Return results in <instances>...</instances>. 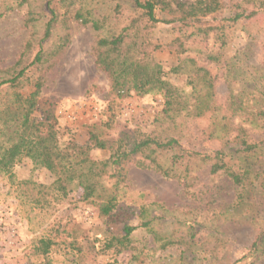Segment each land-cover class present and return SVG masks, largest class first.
Returning <instances> with one entry per match:
<instances>
[{
	"label": "trees",
	"instance_id": "1",
	"mask_svg": "<svg viewBox=\"0 0 264 264\" xmlns=\"http://www.w3.org/2000/svg\"><path fill=\"white\" fill-rule=\"evenodd\" d=\"M20 11L27 38L15 62L0 68V176L11 175L27 160L54 176L51 190L60 198L79 189L81 200L104 220L101 255L127 253L128 264H158L157 254H164V264H188L196 229L205 226L194 211L158 203L127 210L119 206L121 191L130 166L177 181L186 194L203 170L241 189L239 203L246 184L255 182L264 190V169L244 165L247 159L264 160V73H246L225 58L233 32L264 14V0H0V20ZM159 25L168 27L166 43L153 39ZM71 26L96 33L93 64L108 79L115 99L99 122L87 127L83 145H60L52 105L38 107L47 71L71 43ZM166 46L176 56L170 72L185 77L184 88L170 83L154 59ZM234 81L241 88L232 92ZM132 95L160 96L154 130H123L113 138L118 101ZM92 150L106 151L108 157L95 160ZM229 211L210 219L217 245H223L219 227L231 220ZM134 216L139 224L129 223ZM164 222L169 226L165 232ZM139 227L150 237L142 246L130 238ZM54 246L38 238L29 254L39 264H51ZM240 254L232 264L264 259V228Z\"/></svg>",
	"mask_w": 264,
	"mask_h": 264
},
{
	"label": "rangeland",
	"instance_id": "2",
	"mask_svg": "<svg viewBox=\"0 0 264 264\" xmlns=\"http://www.w3.org/2000/svg\"><path fill=\"white\" fill-rule=\"evenodd\" d=\"M24 11L12 12L0 20V68L12 65L27 38L23 29ZM72 39L67 49L55 60L45 76V83L38 99V107L52 105L56 118L57 140L60 145L87 142V127L98 123L102 110L113 101L108 79L93 64L91 46L96 33L90 28L71 26ZM153 39L166 43L168 27L159 25ZM225 58L233 60L236 67L246 73L261 70L264 73V14L257 20L243 22L232 34L225 49ZM162 66L166 79L184 88L185 77L175 76L170 68L176 65L173 48L166 46L154 53ZM241 88L239 81L229 85L232 92ZM220 90L225 92V86ZM111 137L123 130H140L150 133L154 120L161 110L158 95L130 96L118 101ZM91 157L102 160L108 152L92 150ZM257 170L264 169V160L247 159L244 164ZM193 186L186 194L181 185L151 171L135 166L128 169V179L121 191L119 206L138 212L142 205L158 203L166 209L193 210L205 226L196 229L195 245L187 250L188 264H232L240 252L264 228V190L257 183L246 184L239 203L236 188L223 177H212L207 170L195 174ZM54 176L44 169L34 168L24 160L11 175L0 176V264H39L30 256V248L38 238L55 243L49 255L51 264H128L129 254L113 256L98 252L105 236L104 220L91 204L81 200V191L74 189L66 198L51 190ZM230 207L231 220L219 227L223 245H217L209 230L210 219L222 209ZM221 222L223 219L220 218ZM130 224H139L134 216ZM161 229L168 230L164 222ZM130 238L135 244L148 240L145 229L139 227ZM75 245L71 249V243ZM81 248V253L76 252ZM159 256V257H158ZM165 255L156 256L164 264ZM193 257L197 261H190ZM243 264V263H242ZM258 264H264V259Z\"/></svg>",
	"mask_w": 264,
	"mask_h": 264
}]
</instances>
